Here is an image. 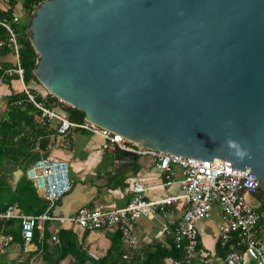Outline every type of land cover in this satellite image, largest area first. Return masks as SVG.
Listing matches in <instances>:
<instances>
[{
	"label": "water",
	"instance_id": "95a60500",
	"mask_svg": "<svg viewBox=\"0 0 264 264\" xmlns=\"http://www.w3.org/2000/svg\"><path fill=\"white\" fill-rule=\"evenodd\" d=\"M27 32L39 82L86 120L264 188V0H43ZM111 152L118 171L145 156Z\"/></svg>",
	"mask_w": 264,
	"mask_h": 264
},
{
	"label": "built area",
	"instance_id": "2783aa9c",
	"mask_svg": "<svg viewBox=\"0 0 264 264\" xmlns=\"http://www.w3.org/2000/svg\"><path fill=\"white\" fill-rule=\"evenodd\" d=\"M0 25L9 31L7 45L16 58L15 65L0 75V84L10 77L18 76L29 101L45 116L58 120L60 133L79 128L103 137L105 147L118 145L149 155L158 160V166L165 172L168 184L174 181L173 163L180 165L183 170V177L180 179L181 194L149 201L144 197L145 187L136 181L132 188V196L125 206L111 209L81 206L72 215L53 216L50 213L51 209L72 188L70 167L68 162L63 160L37 159L27 168L26 175L33 181L37 190L49 200L48 209L39 215L26 214L17 204H10L6 209L0 210V220H20L22 248L25 253L31 249L40 222L55 219L58 220L59 227L53 235V240L57 241L60 228L67 222L87 230L106 227L122 229L125 234L124 240L128 242L127 249H124V258L129 259L131 246L138 240L135 234V221L144 213L152 215L158 210L166 221L160 235L172 237L176 247L184 251L176 264H190L200 246L199 223L210 218L213 209L218 208L222 219L219 241L221 246L227 249L224 263L264 264V188L259 185L260 181L256 174L233 169L232 163L227 160L223 165H219L148 147L140 150L130 139L86 119L84 122L70 120L67 115L51 106L49 96L38 98L37 93L32 91L30 83L25 81V68L21 62V44L17 31L7 19H0ZM179 204L183 207V213L178 218L172 212ZM14 240L12 233H1L0 252L8 248ZM90 255L99 259V255L92 251Z\"/></svg>",
	"mask_w": 264,
	"mask_h": 264
},
{
	"label": "crops",
	"instance_id": "0c3cea01",
	"mask_svg": "<svg viewBox=\"0 0 264 264\" xmlns=\"http://www.w3.org/2000/svg\"><path fill=\"white\" fill-rule=\"evenodd\" d=\"M9 6L6 0H0L1 8L7 9ZM15 11L18 15H22V5L18 4ZM15 61L16 58L13 53L7 54L2 59L3 64L9 63L10 66H14ZM30 85L36 93L42 96L49 94L48 90L35 79L31 80ZM23 92L22 81L18 76L10 77L0 84V121L6 119L9 112H30L33 115V117L30 116L33 121H30L34 122L40 129L46 130V127L51 124L54 125L55 129H58V120L45 116L35 106L32 109L28 108L24 96L20 99L16 97ZM14 97H16V100H14ZM26 133L31 135L32 139H35L36 130L32 125L27 124ZM42 138L37 137V147L23 164L24 170L39 158L63 160L69 164L72 179L71 190L51 209L50 213L53 216L72 215L81 206L102 209L125 206L132 196V188L136 181H139L145 187L144 197L149 201L182 193L180 179L183 177V170L176 163L172 164L174 181L168 184L165 172L158 166V160L149 155L138 157V162L131 161L125 169L118 171L117 161L111 152L114 146L105 147V139L99 135L79 128H72L65 133H60L58 130L56 134L49 133L50 142L44 148L40 147ZM13 164V160H7L5 167L6 171L12 170V176L9 174L8 177L12 182V186L15 178L13 172L21 168L17 166L12 169ZM120 172L123 173L120 178L124 180L121 181L119 186L115 187L116 182L113 181L112 183L110 178L113 174ZM123 182H125V186ZM13 190L15 189L13 188ZM37 191L43 196L39 190ZM182 213L183 207L181 204L177 205L172 212L178 218ZM221 221L218 208H214L212 216L199 223L200 246L192 257L190 264H225V249L219 245ZM165 224L166 221L158 210L152 215L144 213L135 221V234L138 240L136 244L131 246L130 258L126 259L128 264L142 261L143 248L148 244L169 241V236L160 235ZM58 227V220L41 221L35 231L30 251L25 253L22 244L16 240L0 252V264H79L80 262L96 264L106 256L116 232L120 229L118 227H106L87 230L74 223H65L61 228L66 227L69 229L72 236L75 234L77 245L81 246L82 249L80 252L74 251L68 254L58 262L61 258L60 236L58 235V241L53 240V235ZM121 246L127 249L128 242L123 240ZM91 251L98 254L99 259L93 258L90 255ZM108 259L107 264H119L122 260L117 259L114 255H110ZM165 261L167 264H176L169 258Z\"/></svg>",
	"mask_w": 264,
	"mask_h": 264
},
{
	"label": "trees",
	"instance_id": "16d2710c",
	"mask_svg": "<svg viewBox=\"0 0 264 264\" xmlns=\"http://www.w3.org/2000/svg\"><path fill=\"white\" fill-rule=\"evenodd\" d=\"M6 1L10 6L7 9L0 7V19H7L17 31L19 42L21 44V62L25 68V81L27 83H30L32 79L38 81L33 70L39 60V54L31 42V36L28 34L27 29L33 11L43 0ZM18 4L22 5V16H18L15 11ZM23 16L25 17L24 21L22 20ZM9 36V31L4 26L0 25V75L8 68L12 67L9 63L3 64L2 62V59L7 54L12 53L11 49L7 45ZM1 42L3 44H1ZM32 91L36 93L33 88ZM24 92L16 97L20 99L24 96V100L28 103L27 107L30 109L35 108L29 101L26 92ZM37 95L38 98L44 97L38 93ZM47 96H49L51 106L67 115L70 120L75 122L85 121L84 111L76 107L67 106L63 102H60L56 96L50 93ZM16 97H14V100H16ZM30 116L33 117L30 112H9L6 119L0 121V210H4L8 207V205L16 203L26 214L39 215L46 211L49 206V200L39 194L33 181L27 177V168L25 169V173L21 177L15 190H13L11 180L8 179L9 174L12 176V170L6 171L5 169L6 161L10 159L14 161L12 169L17 166L22 167L25 161L36 149L38 136L43 137L42 140H40V147L44 148L50 142L49 133L56 134L58 132V129H55L53 124L47 126L46 130L43 128L40 129L34 122H31L33 120H31ZM27 124H30L35 128V139H32V136L26 133ZM46 134L48 135L45 137L44 135ZM122 174V172L116 173L110 178L112 183L113 181L116 182L115 187L119 186L121 181L124 180L120 178ZM123 183L125 186V182ZM1 233H12L14 235V241L17 240L21 244L23 243L20 220H0V235ZM58 235L60 236L61 241V258L58 262L74 251H81L82 247L77 245L75 234L72 236L69 229L66 227L61 228ZM124 237V231L122 229H118L106 256L96 262V264H107L109 260L108 257L110 255H114L117 259H122L119 264H128L124 258V248L121 246ZM219 245L221 246L220 241ZM226 252L227 249H225V254ZM183 253L184 251L177 248L173 238L170 237L169 241L164 243L148 244L145 246L143 248V260L132 262V264H167L165 261L167 258L171 259L173 262H177L182 258ZM79 264H85V262H80Z\"/></svg>",
	"mask_w": 264,
	"mask_h": 264
},
{
	"label": "rangeland",
	"instance_id": "374dc122",
	"mask_svg": "<svg viewBox=\"0 0 264 264\" xmlns=\"http://www.w3.org/2000/svg\"><path fill=\"white\" fill-rule=\"evenodd\" d=\"M18 16H22V15H18ZM22 20H23V21L25 20V17H24V16H23ZM38 81H39V80H38ZM39 83H40V82H39ZM252 203H254L253 200H252Z\"/></svg>",
	"mask_w": 264,
	"mask_h": 264
},
{
	"label": "clouds",
	"instance_id": "9594fccd",
	"mask_svg": "<svg viewBox=\"0 0 264 264\" xmlns=\"http://www.w3.org/2000/svg\"><path fill=\"white\" fill-rule=\"evenodd\" d=\"M229 143H231V142H229Z\"/></svg>",
	"mask_w": 264,
	"mask_h": 264
}]
</instances>
